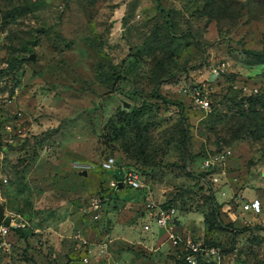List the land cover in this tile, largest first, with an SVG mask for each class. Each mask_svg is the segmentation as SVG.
<instances>
[{"label":"rangeland","instance_id":"obj_1","mask_svg":"<svg viewBox=\"0 0 264 264\" xmlns=\"http://www.w3.org/2000/svg\"><path fill=\"white\" fill-rule=\"evenodd\" d=\"M0 204V264H264V0H0Z\"/></svg>","mask_w":264,"mask_h":264},{"label":"built area","instance_id":"obj_2","mask_svg":"<svg viewBox=\"0 0 264 264\" xmlns=\"http://www.w3.org/2000/svg\"><path fill=\"white\" fill-rule=\"evenodd\" d=\"M196 101L199 105H201L203 108L208 106V102L206 100L196 98ZM224 156V155H222ZM100 168L104 171L108 172H118V167L116 164V159L113 156H106L100 163ZM121 182L122 186H127L131 189H141L144 185V176L141 174V172L134 168V167H128L123 168L120 171L119 178L112 179L111 185L113 187H118V183ZM91 209L95 213L94 217L98 218V214L101 211V206L99 204V198L92 200ZM260 207L259 201H251L246 205V208H249L252 211H258ZM150 210V219L155 225L159 227H165L167 225V221L170 217V214L172 210L170 209H163V208H156L155 212H153L154 208L153 206H149ZM5 218V214H4ZM4 219L0 223V249L6 250L9 248L10 243L7 239H5L9 233L12 230V227L10 224H4ZM20 226L21 224H15ZM144 229H149V224L144 225ZM186 246L188 247V254L186 255L185 259L189 263H193L194 259L193 256L198 254L199 252V246L198 244L191 242L190 240L186 241Z\"/></svg>","mask_w":264,"mask_h":264},{"label":"water","instance_id":"obj_3","mask_svg":"<svg viewBox=\"0 0 264 264\" xmlns=\"http://www.w3.org/2000/svg\"><path fill=\"white\" fill-rule=\"evenodd\" d=\"M34 56L31 55L28 57V59H33ZM82 174H85V172H82ZM122 186V183L119 182L118 183V187L120 188ZM4 219V208L2 207V205H0V223L2 222V220Z\"/></svg>","mask_w":264,"mask_h":264},{"label":"trees","instance_id":"obj_4","mask_svg":"<svg viewBox=\"0 0 264 264\" xmlns=\"http://www.w3.org/2000/svg\"><path fill=\"white\" fill-rule=\"evenodd\" d=\"M116 164H117V160H116ZM135 168V167H134ZM138 169V168H136ZM139 170V169H138ZM104 171V170H103ZM140 171V170H139ZM141 172V171H140ZM141 174L143 175V173L141 172ZM124 186H121V188H123ZM1 205V204H0ZM162 206H166L165 204H163Z\"/></svg>","mask_w":264,"mask_h":264}]
</instances>
